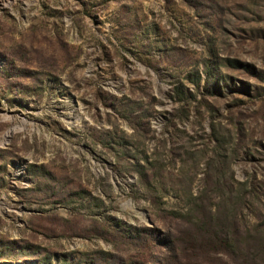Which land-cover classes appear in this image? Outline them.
<instances>
[{"label":"rangeland","instance_id":"1","mask_svg":"<svg viewBox=\"0 0 264 264\" xmlns=\"http://www.w3.org/2000/svg\"><path fill=\"white\" fill-rule=\"evenodd\" d=\"M0 264H264V0H0Z\"/></svg>","mask_w":264,"mask_h":264}]
</instances>
